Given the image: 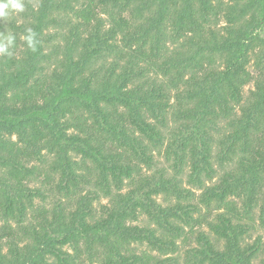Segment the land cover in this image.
Segmentation results:
<instances>
[{"label": "trees", "instance_id": "16d2710c", "mask_svg": "<svg viewBox=\"0 0 264 264\" xmlns=\"http://www.w3.org/2000/svg\"><path fill=\"white\" fill-rule=\"evenodd\" d=\"M27 9L31 19L13 25L12 55L0 57V220L17 226L0 228V264H255L260 252L264 264L260 240L246 243L256 206L264 224V0H36ZM52 27L63 45L50 48ZM26 28L36 51L21 39ZM168 44L176 49L160 63ZM53 56L62 59L48 74ZM108 58L102 76L94 66ZM154 70L167 81L150 79ZM168 131L176 174L188 166L200 187L217 177L216 147L221 169L241 153L200 196L217 222L196 216L181 179L148 173ZM44 159L47 191L28 185ZM56 192L69 203L35 205ZM242 196L243 223L231 201ZM205 224L211 234L195 228ZM181 240L190 244L183 262Z\"/></svg>", "mask_w": 264, "mask_h": 264}, {"label": "rangeland", "instance_id": "374dc122", "mask_svg": "<svg viewBox=\"0 0 264 264\" xmlns=\"http://www.w3.org/2000/svg\"><path fill=\"white\" fill-rule=\"evenodd\" d=\"M224 3L229 4L231 0H222ZM24 2V7L25 10L22 13L19 14H10L8 17L4 18V19H0V24L2 26L1 31L3 33H8V34H15L14 30H13V25L16 24L17 26H21L25 23L28 22L30 14H26L28 12V5H36V0H23ZM81 6L79 5L77 8H80ZM102 12V10L100 11ZM106 13V12H105ZM105 13H100V15H102L104 17V19L106 21H108V16ZM218 29L221 30L225 25H226V21L222 18L218 19ZM108 28V27H107ZM48 34L51 36H56L57 38L53 39L52 42L50 43V48H52L53 46H60L63 45L62 43V39L59 37V28L58 27H52L50 28V30L48 31ZM19 36H21L19 34ZM120 40V39H119ZM121 46L124 47V45L122 44V41H120ZM50 48L48 49V51H50ZM176 49V47L172 46V44H168L167 48L165 49V51L161 54L160 56V63H162L163 60L166 59L167 55H171ZM264 52V47H262L260 54H262ZM62 59L61 56H53L51 57V60L47 63V73L51 74L57 67V63L58 61ZM113 58H108L106 62H99L98 64H96L94 66V68L96 70L100 69V67L102 66L101 69V75L104 76L105 75V69L106 68H110L113 65ZM218 62V61H217ZM255 62H256V58L253 56V60L249 66V72L252 74L253 77H258L259 75V71L256 69L255 67ZM120 65H123V63L119 62ZM117 70H119V67L117 68ZM121 70V69H120ZM117 71V72H120ZM158 70V69H156ZM156 70H154L152 73H149V78L153 79V78H157V75L160 79V81H167V78H165L163 75H159L156 73ZM88 75V73H87ZM192 75V73L190 72V74L186 75V79H188L190 76ZM138 83V81H136L134 83V85H136ZM183 89V88H182ZM255 86L254 84L249 85L248 87L245 88L244 90V97H246V99L248 98V96L250 95V91L254 90ZM171 102L170 104L174 106H176V101L174 99V94L171 95ZM175 109H171L170 110V128H173L174 125H176V122L174 121L173 118V113H174ZM222 128H225V126H223ZM219 137V136H217ZM16 137H13L12 140L16 141ZM170 140H172V131H168L165 133V143L161 149V151L159 153H157L155 155V166L154 168L151 170V172L148 173H153L155 171H162L164 170L167 174V177H177L178 179H181V183L183 188H186L190 191H192L194 193L193 196V202H195V204L200 205V213H198L196 216L198 217L201 214H205L209 217V221L211 222H217V211L216 210H207V208L203 205L200 204V196L202 195V193L205 191V189L207 187L213 186L214 183L219 182V178L220 176L225 173V172H229L232 170H236L237 168V164L241 158V153H239L238 155L236 154L232 161L229 163H226L225 166L223 168L225 169H221L220 168V163L216 157V153L218 152V148L216 147L214 150V157H213V167L215 168V170L217 171V177H215L212 180H204L203 186H197L196 184H191L190 182V173L191 171L189 170V167L187 166L186 168H184V171L181 175L176 174L177 170L175 168V156L172 154L171 156H168L166 154V149L168 146V143L170 142ZM49 160V159H48ZM47 159H44L45 162H34L32 163L31 166L36 167L39 169V172L41 174H38L35 179H31V181L28 183V185H30L33 188L36 189H42L43 191H47L49 189H51V185H49V183L46 181V177L47 175H50V169H49V162ZM54 177H56L55 175H53ZM49 178V177H48ZM55 188V186H54ZM88 190H94V187L91 186L90 188H87ZM48 194V198L46 199L45 202H43L41 199L36 198L35 199V205H37V207L40 206H46V207H53V204L57 201V200H64V204H68L69 201L64 199L63 196L56 192L54 194ZM159 202L163 203L164 205H168V202L166 203L167 199L164 196H160L158 198ZM74 201V199H73ZM232 202L235 203L236 208L238 209L241 218H242V223H243V213H244V203L246 201H244L243 196L241 198H235V199H231ZM74 203V202H73ZM102 204H106L107 203V199H103ZM172 203H175V199H172ZM96 207H100V203L96 202ZM260 206L256 208H254L252 210V218L254 220V229L250 231V233L246 236V243L254 245L255 243H257L260 240V246L264 247V224L262 223L261 219H260ZM223 211V210H222ZM37 213L35 211H31L29 213V219L33 216H35ZM146 222L145 218L141 219V222H139L138 224H144ZM11 225L14 228H17L16 223L14 221H9L7 222L6 220H0V228H3L6 225ZM197 229V231H203L206 234H211L210 232V228L205 224L203 227L200 226H196L195 227ZM190 228H186V231L189 233L190 232ZM190 236L192 237L190 239V243L193 246H197V238L195 234H190ZM179 243L181 244V251H180V256L182 258V262L184 261V257H185V249L189 248L190 244H185L183 242V240L179 241ZM135 253H142V252H146V253H150L149 249L147 247L144 246H140V247H136L133 246L132 248ZM152 255L156 256L158 255L157 252H152ZM263 255L260 252L259 253V257L257 259H255V264H258L259 261L262 259Z\"/></svg>", "mask_w": 264, "mask_h": 264}, {"label": "clouds", "instance_id": "9594fccd", "mask_svg": "<svg viewBox=\"0 0 264 264\" xmlns=\"http://www.w3.org/2000/svg\"><path fill=\"white\" fill-rule=\"evenodd\" d=\"M25 10L23 0H0V19L8 17L10 14H19ZM21 39L32 51H36L38 46L37 33L32 28H26ZM16 36L14 34L0 33V57L11 56L15 47Z\"/></svg>", "mask_w": 264, "mask_h": 264}]
</instances>
